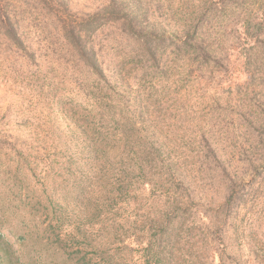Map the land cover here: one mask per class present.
<instances>
[{"label": "rangeland", "instance_id": "obj_1", "mask_svg": "<svg viewBox=\"0 0 264 264\" xmlns=\"http://www.w3.org/2000/svg\"><path fill=\"white\" fill-rule=\"evenodd\" d=\"M263 165L264 0H0V264H264Z\"/></svg>", "mask_w": 264, "mask_h": 264}, {"label": "trees", "instance_id": "obj_2", "mask_svg": "<svg viewBox=\"0 0 264 264\" xmlns=\"http://www.w3.org/2000/svg\"><path fill=\"white\" fill-rule=\"evenodd\" d=\"M19 10H21L22 11V8H20ZM6 12V11H5ZM17 14H19V16L21 17V13L18 11V13ZM3 23H5L4 25L5 26H9V24H11L12 26L13 25H17V20L15 19V21H11V18H9V20H8V18L6 17V14H3ZM124 17V16H123ZM128 19V18H127ZM128 20H131V23L134 21V18H132V19H128ZM130 26H131V24H130ZM16 29V28H15ZM13 30V29H12ZM189 33L190 32H187V38H188V41L189 42H191V43H198V49H199V51L201 52V53H206V51L207 52H212L211 51V49H208V47L207 46H205L203 43H206L205 41H204V39H203V37H202V35H201V33H198V30H193L192 31V33H191V36H189ZM135 35V33L134 32H132V37ZM153 36H156V37H158V38H155V39H153ZM175 37V39L177 38L176 36H174ZM133 38H135L137 41H138V39H139V43H142L141 41H140V39H141V36L138 38L137 36H135V37H133ZM169 38H171V37H167L166 35H161V36H159V35H156V34H154V33H151L150 34V36L148 37V40H147V38H146V40H145V43H151L150 41L151 40H157V42L156 43H158V44H160V45H157V46H152V44H148V45H145V46H143L142 47V49H139V53L137 54V56L138 57H141L142 59H147V60H150L151 62L153 61V57H154V55H153V53H154V50H156L157 52L158 51H160V50H162L163 49V47H162V43H165V41L166 40H169ZM172 39V38H171ZM187 41V42H188ZM186 42V41H185ZM138 43V45H141V44H139ZM144 45V44H143ZM78 48H79V50L81 49V45H80V42L78 43ZM139 48V47H138ZM153 63V62H152ZM19 156L22 154V152H20V151H18V153H17ZM212 156H213V159L218 163L219 161H217L216 159H215V157H217L216 156V154L214 153V152H212ZM18 159H20V158H18ZM220 163V162H219ZM257 171H264V165L261 167V168H259ZM259 172H257V173H259ZM64 252V254L66 253L65 251H63ZM62 254V253H61ZM63 254V256H65ZM72 257H73V260L74 261H77V264H80V261L79 260H76L75 258H74V255H70L69 256V258H68V260L67 259H65L66 261H72ZM65 260H64V262H65ZM70 264H73V263H70ZM76 264V263H75Z\"/></svg>", "mask_w": 264, "mask_h": 264}]
</instances>
